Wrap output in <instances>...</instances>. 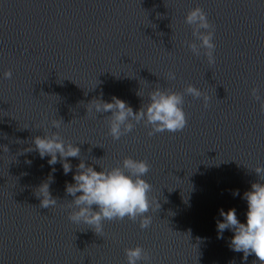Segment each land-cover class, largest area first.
Segmentation results:
<instances>
[{
  "label": "water",
  "instance_id": "obj_1",
  "mask_svg": "<svg viewBox=\"0 0 264 264\" xmlns=\"http://www.w3.org/2000/svg\"><path fill=\"white\" fill-rule=\"evenodd\" d=\"M197 6L214 28L213 64L188 47L200 43L185 23ZM189 84L208 101L185 94L180 132L149 136L133 121L113 140L111 113H87L94 98L115 96L135 112L156 87L183 93ZM253 88L264 99V0H0V264H127L124 250L136 245L147 264H253L254 254L244 261L229 247L234 233L218 238L216 226L220 209L235 208L246 222L243 194L258 180L252 169L264 167V113ZM51 131L81 150L68 158L67 175L61 162L25 151ZM125 157L150 165L143 178L160 204L146 214L150 227L106 220L100 236L69 221L66 184L80 159L100 171ZM43 182L55 207H40Z\"/></svg>",
  "mask_w": 264,
  "mask_h": 264
},
{
  "label": "clouds",
  "instance_id": "obj_2",
  "mask_svg": "<svg viewBox=\"0 0 264 264\" xmlns=\"http://www.w3.org/2000/svg\"><path fill=\"white\" fill-rule=\"evenodd\" d=\"M185 23L192 27L193 37L200 42L199 44L188 43L191 52L199 56L200 50L204 49L208 62L215 63L214 28L205 11L198 6L189 10ZM4 77L11 79V70L5 71ZM175 78L174 72L167 73V79ZM251 92L253 98L260 102V110L264 113V99L258 94V89L253 88ZM185 94L193 98L203 97L207 106L208 97L189 84L183 93L156 87L148 93L149 102L143 103L135 112L124 100L115 96L112 97L111 102L94 98L87 104V113L93 110L95 113H111L108 116V125L109 135L113 140H119L122 135L131 132L135 124L141 122L145 127H150L149 136L165 131L176 133L183 131L188 124L183 108ZM61 121L53 119L52 128L59 129ZM3 151L8 152L7 146L3 147ZM25 151H37L41 158L50 157L49 165L61 162L65 175L71 172L73 167L68 158H79L81 153L76 144L66 142L58 131L33 137L32 147ZM149 170L150 165L147 160H137L132 157H125L121 166L100 171H96L94 167L80 159V163L76 166V173L73 175L74 183L66 184V193L73 197L68 205L71 209L68 212L69 221L75 224H86L100 236L103 233V222L106 220L122 221L127 217L134 223L139 221L141 230L149 228L152 219L146 214L150 210L160 208V204L149 196L152 185L143 178ZM53 171H55L54 168ZM252 171L256 173L258 180L253 182L250 190L243 194V199L247 201L246 222H240L235 208L227 211L220 209L219 215L223 219L217 220L216 226L218 238H223L225 230H231L234 233L229 247L235 252H242L244 261L254 254L256 260L253 264H264V167L257 166ZM35 195L40 200L42 208L57 205V199L50 193L49 182L41 183ZM232 195H239V191L233 190ZM124 251L127 264H140L141 261L147 264L150 261L149 253L140 245L125 248Z\"/></svg>",
  "mask_w": 264,
  "mask_h": 264
}]
</instances>
